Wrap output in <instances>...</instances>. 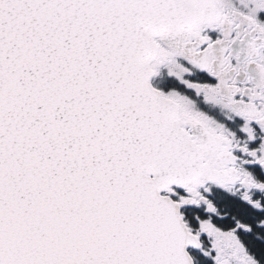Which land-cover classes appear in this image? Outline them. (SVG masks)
<instances>
[{
  "label": "snow or ice",
  "instance_id": "6c2138e0",
  "mask_svg": "<svg viewBox=\"0 0 264 264\" xmlns=\"http://www.w3.org/2000/svg\"><path fill=\"white\" fill-rule=\"evenodd\" d=\"M0 264H264V0H0Z\"/></svg>",
  "mask_w": 264,
  "mask_h": 264
}]
</instances>
